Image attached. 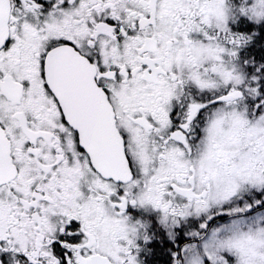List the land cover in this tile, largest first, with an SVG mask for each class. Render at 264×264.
I'll list each match as a JSON object with an SVG mask.
<instances>
[{
    "label": "snow or ice",
    "instance_id": "snow-or-ice-1",
    "mask_svg": "<svg viewBox=\"0 0 264 264\" xmlns=\"http://www.w3.org/2000/svg\"><path fill=\"white\" fill-rule=\"evenodd\" d=\"M0 264H264V0H0Z\"/></svg>",
    "mask_w": 264,
    "mask_h": 264
}]
</instances>
